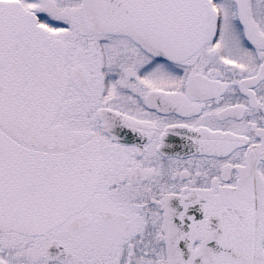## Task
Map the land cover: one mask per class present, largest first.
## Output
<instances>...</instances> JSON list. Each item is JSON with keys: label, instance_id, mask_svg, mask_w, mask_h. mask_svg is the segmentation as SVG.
I'll return each mask as SVG.
<instances>
[{"label": "snow or ice", "instance_id": "obj_1", "mask_svg": "<svg viewBox=\"0 0 264 264\" xmlns=\"http://www.w3.org/2000/svg\"><path fill=\"white\" fill-rule=\"evenodd\" d=\"M0 264H264V0H0Z\"/></svg>", "mask_w": 264, "mask_h": 264}]
</instances>
